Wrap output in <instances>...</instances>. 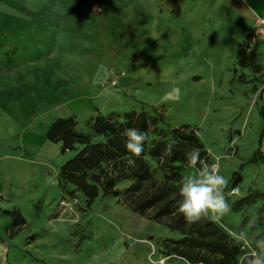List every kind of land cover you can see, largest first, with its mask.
Returning a JSON list of instances; mask_svg holds the SVG:
<instances>
[{
    "label": "rangeland",
    "instance_id": "1",
    "mask_svg": "<svg viewBox=\"0 0 264 264\" xmlns=\"http://www.w3.org/2000/svg\"><path fill=\"white\" fill-rule=\"evenodd\" d=\"M15 1L18 6L14 8L0 0L2 111L10 117L24 114L41 122V129L59 116L74 115L78 130L90 134L93 141L104 139L90 129V118L98 114L146 110L162 112L170 126L191 125L208 152V167L218 168L229 180L224 195L231 209L215 221L234 236L246 232L248 240L243 244L255 249L256 240L264 239V163L248 160L257 148L264 151V134L259 145L264 103L254 102L253 89L236 87L250 81V74L243 71L239 61V49L245 46L241 40L231 42L224 37L223 15L219 16L220 32L215 38L205 30V22L212 17V0H143L151 5L155 16L182 25L185 44L197 43L205 52L214 49L218 58L232 61L228 68V83L233 87L231 101L223 92H212L209 66L191 74L194 90L200 94L192 93L190 85L186 87L189 97L174 103L165 98L173 87L162 93L153 86V80L146 79L141 94L125 81L128 70L124 66L106 65L96 55L102 40L99 31L103 16L118 0ZM118 75L119 81L113 84L112 79ZM2 81L8 85H1ZM82 88L90 93L92 108L70 112L66 100ZM242 94L248 102H238L237 96ZM64 157L59 145L51 158L56 161L57 183ZM237 173L242 177L240 182ZM188 174H198V170L192 168ZM236 186L239 191L232 193ZM248 197L253 201L246 203ZM35 210L36 216L25 229L23 241L18 243L19 254L10 259L11 264L17 258L21 260L20 253H24L27 264H193L168 248L170 239L182 236L179 232L133 212L112 195L89 201L73 185L67 184L63 190L57 185V192L49 199H40ZM130 220L134 221L133 230L126 226ZM139 239L144 241L136 247L134 243ZM121 247L124 255L114 260Z\"/></svg>",
    "mask_w": 264,
    "mask_h": 264
},
{
    "label": "crops",
    "instance_id": "2",
    "mask_svg": "<svg viewBox=\"0 0 264 264\" xmlns=\"http://www.w3.org/2000/svg\"><path fill=\"white\" fill-rule=\"evenodd\" d=\"M222 15L226 24L224 37L231 42L241 40L247 51L256 53V69L241 65L243 71L250 74L249 84L238 83L236 87L245 88L244 91L253 89L254 102L264 103V41L253 47L246 44L256 15L264 17V0H212V17L205 22V30L208 29L212 39L220 32L219 16ZM103 21L99 31L101 45L95 53L106 65L124 66L128 70L125 81L130 88L142 94L145 80L151 79L155 83L153 86L160 88L162 93L169 87L178 86L180 98L189 97L191 93L186 92V87L190 85L192 93L200 94L194 90L191 74L211 66L212 92H223L231 101L233 87L228 83V68L232 61L226 57L218 58L214 49L205 52V48L197 43L185 44L182 25L155 16L146 1L118 0L117 5L103 16ZM234 25L237 33L233 35ZM109 32H114L115 37L108 39ZM101 49L106 50L109 57ZM0 71L4 68L0 67ZM1 85L7 86L8 82L2 81ZM237 98L238 102H248L243 94ZM77 100L85 104L83 110L71 106ZM65 106L70 112L90 111V93L82 88L67 98ZM16 117H10L0 108V264H8L19 254L18 243L23 241L25 229L36 216L35 204L42 198H51L58 185L56 161L51 158L55 157L59 145L47 138L48 125L41 129V122L26 118L24 114ZM73 152L60 154L67 160ZM14 209L26 220L19 229L13 226L12 217L6 212ZM23 254L20 253L21 260L17 258L14 264L28 263Z\"/></svg>",
    "mask_w": 264,
    "mask_h": 264
},
{
    "label": "trees",
    "instance_id": "3",
    "mask_svg": "<svg viewBox=\"0 0 264 264\" xmlns=\"http://www.w3.org/2000/svg\"><path fill=\"white\" fill-rule=\"evenodd\" d=\"M239 61L242 66L257 68L256 53L246 47H240ZM133 127L147 133L140 157L133 156L125 147V132ZM90 129L104 139L93 141L90 134L78 130L74 115L56 118L46 130L47 138L60 145V153L75 151L60 168L61 190L71 184L89 201L100 195H112L133 212L179 232L182 236L170 239L168 248L193 264H240V257L252 251L214 219L190 225L178 211L181 181L193 168L186 153L193 148L200 151L202 163L193 169L210 165L208 152L194 127L187 123L170 126L162 112L127 110L90 118ZM263 134L264 128L259 145ZM173 140L178 143L172 155L167 156L165 146ZM258 160L264 163L261 148L255 150L248 162ZM236 180H242L240 174ZM251 201V197L245 199L246 203ZM6 212L18 229L26 222L18 210Z\"/></svg>",
    "mask_w": 264,
    "mask_h": 264
},
{
    "label": "clouds",
    "instance_id": "4",
    "mask_svg": "<svg viewBox=\"0 0 264 264\" xmlns=\"http://www.w3.org/2000/svg\"><path fill=\"white\" fill-rule=\"evenodd\" d=\"M180 88L173 87L166 94L169 101L180 99ZM125 147L133 156L140 157L144 151L147 133L137 128H128L125 132ZM178 141H170L164 149V154L171 156L173 148ZM188 163L195 168L201 165V155L197 148L186 153ZM229 180L219 173L218 168L202 166L198 174L186 176L180 185L181 199L178 201V211L183 215L188 224H195L204 219L220 220L227 214L231 205L227 202L224 190ZM237 241L247 243V233L241 231L235 235ZM125 253L124 248H119L113 259H119ZM240 264H264V239L256 240V248L240 257Z\"/></svg>",
    "mask_w": 264,
    "mask_h": 264
},
{
    "label": "built area",
    "instance_id": "5",
    "mask_svg": "<svg viewBox=\"0 0 264 264\" xmlns=\"http://www.w3.org/2000/svg\"><path fill=\"white\" fill-rule=\"evenodd\" d=\"M260 41H264V17L260 16V15H256V17L254 18L252 29H251V31L248 34V37L246 39V44L248 47H253L254 45H256ZM120 74L122 76L123 72H121ZM120 77H119V75L115 76L112 79V83L113 84L117 83L119 81ZM238 191H239L238 186L233 187V189L231 190L232 193H237Z\"/></svg>",
    "mask_w": 264,
    "mask_h": 264
},
{
    "label": "bare ground",
    "instance_id": "6",
    "mask_svg": "<svg viewBox=\"0 0 264 264\" xmlns=\"http://www.w3.org/2000/svg\"><path fill=\"white\" fill-rule=\"evenodd\" d=\"M4 4H6V5H8V6H11V7H14L15 8V6H18V4H17V2L15 1V0H5V3ZM113 31V30H112ZM113 37H115V34H114V32H109V34L107 35V38L108 39H112ZM116 41V40H115ZM101 51H102V53L104 52V54L107 56L108 55V53L106 52V50H103V49H101ZM110 54V53H109ZM107 57H109V55L107 56ZM71 106L72 107H75L76 109H78V110H83L84 109V107H85V104L82 102V101H80V100H77V101H74L73 102V104H71ZM112 225V224H111ZM126 226H127V228H129L130 230H133V228H134V221H132V220H130V221H128V223L126 224ZM113 228L114 229H116L117 231H118V229H117V227L115 226V225H113ZM144 240L143 239H139V240H137L134 244L136 245V247L137 246H141L142 244H140L141 242H143Z\"/></svg>",
    "mask_w": 264,
    "mask_h": 264
},
{
    "label": "water",
    "instance_id": "7",
    "mask_svg": "<svg viewBox=\"0 0 264 264\" xmlns=\"http://www.w3.org/2000/svg\"><path fill=\"white\" fill-rule=\"evenodd\" d=\"M94 9H96V8H94Z\"/></svg>",
    "mask_w": 264,
    "mask_h": 264
}]
</instances>
